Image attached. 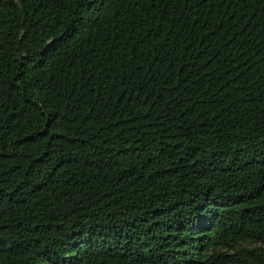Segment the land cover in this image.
I'll use <instances>...</instances> for the list:
<instances>
[{"label":"trees","instance_id":"16d2710c","mask_svg":"<svg viewBox=\"0 0 264 264\" xmlns=\"http://www.w3.org/2000/svg\"><path fill=\"white\" fill-rule=\"evenodd\" d=\"M0 264H264V0H0Z\"/></svg>","mask_w":264,"mask_h":264}]
</instances>
